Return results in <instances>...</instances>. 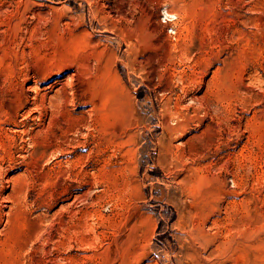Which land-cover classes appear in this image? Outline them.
<instances>
[{"label":"rangeland","instance_id":"1","mask_svg":"<svg viewBox=\"0 0 264 264\" xmlns=\"http://www.w3.org/2000/svg\"><path fill=\"white\" fill-rule=\"evenodd\" d=\"M0 264H264V0H0Z\"/></svg>","mask_w":264,"mask_h":264},{"label":"bare ground","instance_id":"2","mask_svg":"<svg viewBox=\"0 0 264 264\" xmlns=\"http://www.w3.org/2000/svg\"><path fill=\"white\" fill-rule=\"evenodd\" d=\"M143 7V6H142ZM123 15V14H122ZM53 85V84H52ZM64 86V85H63ZM34 87V86H33ZM33 89V88H32ZM51 104V103H50ZM35 105V104H34ZM45 106V104H44ZM43 108V107H42ZM45 109V108H44ZM34 114V113H33ZM42 116V115H41ZM88 122V121H87ZM13 123V122H12ZM85 126V125H84ZM93 126V125H92ZM89 133V132H88ZM85 134V133H84ZM82 135V134H81ZM65 143V142H64ZM68 144V143H67ZM64 149V148H63ZM59 150V149H58ZM63 151V150H62Z\"/></svg>","mask_w":264,"mask_h":264}]
</instances>
